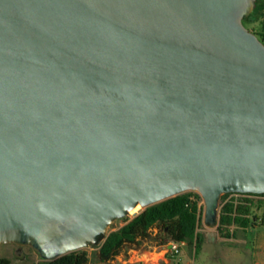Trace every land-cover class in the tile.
Wrapping results in <instances>:
<instances>
[{
  "label": "water",
  "instance_id": "water-1",
  "mask_svg": "<svg viewBox=\"0 0 264 264\" xmlns=\"http://www.w3.org/2000/svg\"><path fill=\"white\" fill-rule=\"evenodd\" d=\"M256 0H0V245L42 261L187 192L264 194ZM207 236L216 238V232Z\"/></svg>",
  "mask_w": 264,
  "mask_h": 264
},
{
  "label": "trees",
  "instance_id": "trees-1",
  "mask_svg": "<svg viewBox=\"0 0 264 264\" xmlns=\"http://www.w3.org/2000/svg\"><path fill=\"white\" fill-rule=\"evenodd\" d=\"M243 24L255 25L252 32L264 43V0H256L253 12L243 20ZM229 194L220 196V211L217 234L220 238L235 237V229H249L264 223V194H245L256 199L243 198L239 201L224 202ZM201 197L195 192H187L159 204L144 209L124 226L110 232L100 245L94 257L98 264H108L123 252L136 249L142 241L156 246L169 243H184L193 256L201 250L205 237L198 230L202 225L203 207ZM261 222V223H260ZM232 227L234 229L232 230ZM156 230V233L153 231ZM86 250H78L52 261H39L30 264H89ZM0 264H10L0 259Z\"/></svg>",
  "mask_w": 264,
  "mask_h": 264
},
{
  "label": "rangeland",
  "instance_id": "rangeland-1",
  "mask_svg": "<svg viewBox=\"0 0 264 264\" xmlns=\"http://www.w3.org/2000/svg\"><path fill=\"white\" fill-rule=\"evenodd\" d=\"M255 25H246V28L248 30H252ZM220 206V201H219ZM143 211L142 208H139L136 210L135 213L129 214L126 218L114 221L108 228L107 234L110 232L116 231L122 226L125 225L127 221H130L134 217H136L138 214H140ZM261 223V222H260ZM200 233H202L205 237L204 245L202 246L201 250L198 251L196 255L193 256V253H188V251L185 248L186 257L189 261L193 262L194 264H217L215 262H212L210 260V254L214 255V252H217L220 250V247L222 245H219L218 242L220 241L221 244H226V239L220 238L217 234L216 238H212L211 236H207V232H216L217 233V226L210 228L208 227L203 218H202V225L198 230ZM239 235V234H238ZM246 237V244L244 245H238L237 250L240 252L242 257H246L250 252L251 248H253V244L257 241H264V224L258 225L256 228H252L249 230V233L245 235ZM231 245L235 246L236 244L230 243ZM152 245L149 241H142L137 246L136 249H130V250H149V247ZM233 246H229L232 248ZM100 246L96 247H88L84 250H86L90 257L89 264H98L94 254L98 250ZM225 248H228L225 246ZM129 251V250H128ZM128 251L123 252L122 258L118 260L115 258L108 264H123L124 259L126 260L128 258ZM249 256V255H248ZM0 259H7L10 264H30L32 262H39L41 261L39 255L30 247H22L21 250H18L14 245H0ZM224 264H228L227 261H224Z\"/></svg>",
  "mask_w": 264,
  "mask_h": 264
},
{
  "label": "crops",
  "instance_id": "crops-1",
  "mask_svg": "<svg viewBox=\"0 0 264 264\" xmlns=\"http://www.w3.org/2000/svg\"><path fill=\"white\" fill-rule=\"evenodd\" d=\"M248 198L256 199L257 197ZM257 226L258 225L253 228H256ZM233 229L234 227H232V230ZM250 229L252 228L245 230L236 228L235 237L226 239V244H221L219 241L218 244L222 246L219 251L214 252V255L210 254V260L217 264H224V261H227L228 264H264V241L255 242L253 248H251V252L248 254L249 256L242 257L237 250L238 245H244L247 243L245 235L249 233ZM153 233H156V230H154ZM230 243L236 245L233 246ZM225 246L228 248H225ZM229 246L233 247L230 248ZM128 255V258L126 260L124 259L123 264H194V261L191 262L187 259L185 247L181 248L177 256H174L169 252L167 246H156L153 244L149 247V250H129ZM121 258L122 256L117 257L118 260Z\"/></svg>",
  "mask_w": 264,
  "mask_h": 264
},
{
  "label": "built area",
  "instance_id": "built-area-1",
  "mask_svg": "<svg viewBox=\"0 0 264 264\" xmlns=\"http://www.w3.org/2000/svg\"><path fill=\"white\" fill-rule=\"evenodd\" d=\"M249 196H246L245 194H238V193H234V194H229L224 202H227L229 200H235V201H239L243 198H248ZM199 206L203 207L204 210V204L203 201L200 202ZM184 247V243L181 244H177V243H169L167 245V248L169 250V252H171L174 256H177L181 250V248Z\"/></svg>",
  "mask_w": 264,
  "mask_h": 264
},
{
  "label": "bare ground",
  "instance_id": "bare-ground-1",
  "mask_svg": "<svg viewBox=\"0 0 264 264\" xmlns=\"http://www.w3.org/2000/svg\"><path fill=\"white\" fill-rule=\"evenodd\" d=\"M139 208H141L140 206H136L133 210H131L129 213H128V215L130 214H133V213H135L136 212V210H138ZM127 215V216H128Z\"/></svg>",
  "mask_w": 264,
  "mask_h": 264
},
{
  "label": "flooded vegetation",
  "instance_id": "flooded-vegetation-1",
  "mask_svg": "<svg viewBox=\"0 0 264 264\" xmlns=\"http://www.w3.org/2000/svg\"><path fill=\"white\" fill-rule=\"evenodd\" d=\"M18 250H21L22 249V247H18V246H16V245H14Z\"/></svg>",
  "mask_w": 264,
  "mask_h": 264
}]
</instances>
